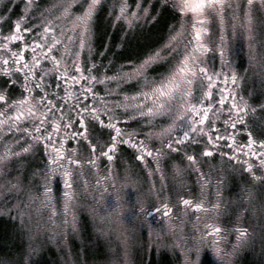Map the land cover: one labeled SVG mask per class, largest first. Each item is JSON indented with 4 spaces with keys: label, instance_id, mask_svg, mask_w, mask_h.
<instances>
[{
    "label": "rangeland",
    "instance_id": "obj_1",
    "mask_svg": "<svg viewBox=\"0 0 264 264\" xmlns=\"http://www.w3.org/2000/svg\"><path fill=\"white\" fill-rule=\"evenodd\" d=\"M22 1L0 0V14L7 17L0 26V31L4 34H8L13 25L20 20L16 10ZM63 2L64 0L34 2L29 10V19L23 17L22 26L30 22L32 27L38 28L42 33L43 29L39 27L42 23L41 14L49 17L50 6ZM119 2L120 0H103V6L95 19L91 40L92 51L89 53L85 48L80 54L82 64L90 65L95 62L102 66L101 73L109 65V61H112V64L107 74L111 76L119 70L120 65H128L129 58L135 62L146 49L162 47L182 23L188 29L186 35L192 32L190 22L173 7L174 0H139L142 9H148V15L145 17L140 10V18L135 20L131 27L128 20L116 19L120 14ZM233 2L243 6L246 0H233ZM128 3L130 11H137L136 0H128ZM25 6L26 4L23 3L21 15L23 13L28 15L25 13L27 11ZM12 11H16L14 17ZM61 11L53 8L51 18L60 15ZM256 17V41L251 52L246 40L237 39L230 43V50L226 52L224 63L221 62L218 52L208 51L201 65L208 68L209 72L219 73L221 79L228 76L229 90L238 100L242 97L243 101H247L253 107L257 106V101L264 102V12L257 10ZM56 23L64 28L66 35H72L70 21L62 20ZM208 27L210 31L205 33L204 40L207 46L212 48L210 40H215L219 33V21L209 24ZM224 27L228 31L231 30L227 21ZM122 37L127 43L124 47H117ZM188 38L191 36L188 35ZM69 48L75 50L71 44ZM190 49L191 45H189ZM184 51V44L181 43L176 51L166 52V58L148 70L149 79L159 81L167 76L182 59ZM250 55L255 59H250ZM67 59L70 63L72 57ZM232 74L237 76L235 86L230 82ZM100 78L103 79V76L101 75ZM11 79L15 83H12L8 76L0 75V91L10 97L9 103L21 98L23 92L22 76L14 75ZM46 82L50 85L48 88L50 93L55 91L59 96L61 95L59 89L55 87L57 81L54 77H48ZM206 84V80L196 81L195 97L201 96V90ZM138 87L132 83L117 89L113 82L97 84L95 91L98 97L105 98L106 104L111 108L117 101L123 99L124 94H136ZM224 87L222 82H214L213 102L219 99L220 90ZM105 89L113 94L108 95ZM34 94L38 95V93ZM71 102L73 103L69 100L68 104L70 105ZM183 109L177 97L154 116L136 119L125 116L129 124L122 122V115L117 111V119L113 122L124 133L131 134L132 141L139 146L134 148L131 143L121 146L123 142L118 140L115 151L111 153L113 156L111 161L100 155L101 147H97L93 155L85 140L72 144L69 141V133L61 128V139L64 141L66 153L75 150L77 158L82 162L80 168L73 166L72 182L75 200L67 214L64 210V193L67 189L62 177H57L48 183L51 188L49 204H42V197L39 196L44 191L43 177L48 170L50 146H46L44 142L32 141L31 137L22 135L21 131L13 129L9 132L6 125L0 126V154H3L6 148L20 153L0 165V217L4 219L2 221L5 223L4 228L9 227L10 232V237L5 238L4 241L10 242L14 238L16 241L13 242L19 246L23 241V248L15 253L16 257L13 260L19 259L21 264H34V258L41 257L45 252L46 258H49L47 264H52L53 254L58 255L59 264H264V183L253 180L252 174L246 170L247 165L243 163V158L239 163L230 160L228 157L231 154L225 155L223 146L219 145L215 150L225 157L217 155L212 159L206 158L201 162L198 161L195 166L190 165L186 159V155H193L192 150L184 151L183 155L181 152L173 151L181 153L173 154L168 150L165 145L173 139L167 137L162 141L156 133L172 125L171 117H175ZM102 114L100 117L108 120V117ZM251 119L250 127L254 128V134L258 135L260 129L264 127V114L258 111ZM222 120L223 116L216 125L221 131H223ZM28 126H30L28 122H21V129ZM247 131L248 129L238 127L236 137L241 135L242 140H247ZM112 133H115L112 129L94 127L90 131L89 138L98 145H107L111 143ZM125 138L128 139V136L125 135L123 139ZM141 141H143V149L140 146ZM28 144H33L31 150L22 152L21 149ZM222 144L224 145L225 142L223 141ZM180 146L184 149L189 148V145ZM175 147L177 146L174 145ZM158 149L164 152L159 158H157ZM199 149L203 151L205 147ZM147 151H151L153 155H147ZM179 151L182 150L179 148ZM141 156L143 159L139 158ZM93 159L94 166L87 163L88 160ZM177 168L180 169L179 174ZM109 175L113 179L105 180L104 177ZM256 175H261V172L257 171ZM97 180L100 181L99 184ZM126 181H131L133 184V189L126 190L125 198L129 204L134 203L137 194L138 199L146 201L147 206L153 207L154 215L152 217L146 215V219L139 217L133 224L121 223L113 219L107 222L101 220L99 191L109 187L113 182L117 186ZM185 191L197 203H202L205 209L211 210L214 204H219V208L208 212L202 210L201 221L188 217L183 210L175 209L174 206L169 217H165L162 210L155 211L161 206L155 193H159L162 199L168 198L169 204H175L179 198L185 196L187 193ZM106 202L109 207L114 203L110 196L106 198ZM73 216L75 231L70 227ZM192 219L194 221H191ZM206 222H214L221 228L219 237L205 236L201 241ZM237 228L247 229L250 236L245 246L234 248L237 244L235 231ZM188 254H191L190 259L186 261ZM0 264L19 263L12 262L9 258Z\"/></svg>",
    "mask_w": 264,
    "mask_h": 264
},
{
    "label": "snow or ice",
    "instance_id": "obj_2",
    "mask_svg": "<svg viewBox=\"0 0 264 264\" xmlns=\"http://www.w3.org/2000/svg\"><path fill=\"white\" fill-rule=\"evenodd\" d=\"M33 3L34 0H27L26 10H30ZM102 6L103 0H64L63 3L51 5L48 9L49 17H44V14H41L42 23L39 27L43 29L42 34L33 38L30 43L26 34L31 33L33 29L22 26L20 20L15 23L14 31L10 30L8 34L0 31V75L8 76L10 81L14 75L23 78L21 98L9 103L10 97L5 92L0 91V108L5 109L0 110V117L3 118L0 119V126L6 125L9 132L13 129L21 131L22 135L31 137L32 141L44 142L46 146L51 148L48 170L43 177L45 181L44 191L39 194L42 197L41 203L47 205L51 202V188L48 183L57 177L63 178L67 189L64 193L66 214L72 208L75 200L72 182L73 166L80 168L82 162L77 158L75 150L66 153L64 141L61 139V128L68 131L73 128L74 123H78L79 129L72 133V137H80L87 141L93 155H95L97 147H101L100 155L111 161L113 159L111 153L115 151L118 140L123 143H131L133 147L136 146L132 141V135L124 133L113 122L117 119V110L122 109V114L130 116L131 119L154 116L164 110L166 105L177 97L181 102V107L184 108L182 122L183 128L186 130L183 131L182 138H176L165 145L168 150L178 151L179 145L196 143L198 142L196 137L200 136L206 137L207 140L202 155L210 157L213 155V150L219 147L221 141H224L232 153L228 158L238 163L243 158V163L247 165L246 170L252 174L253 180L264 183V127L260 129L258 135L254 134L255 129L250 127L251 118L258 111L264 114V102L257 101V106L253 107L247 101H243L242 97L238 100L237 96L228 88L229 77L224 76L222 83L225 87L220 90L219 99L214 104L212 88L214 82L220 80V74L214 71L210 73L208 68L201 66L204 63L201 57L208 51L218 52L221 62L224 63L226 52L230 50V43L237 39L246 40L250 52L252 51L256 41V11L264 12V0H246L243 6L240 3H234L233 0H174L173 7L177 8L184 15L185 20L190 22L189 26L192 32L188 35L191 38L186 35L188 29L182 23L162 47L146 49L136 58L135 62L129 58L128 65H120L119 70L111 76L107 73L112 61H109V65L104 68L103 73L100 72L101 65L95 62L85 65L80 61L82 50L87 48L89 53L92 51L91 40L95 28V19ZM118 6L120 14L116 19L128 20L130 27L135 20L140 18V10L143 11L145 17L148 15V9H142L139 0H136L135 3L137 11H130L128 0H120ZM53 8L62 10L60 15L55 16L54 19L51 18ZM6 20L7 17L0 14V26ZM62 20L71 22V36L66 35L64 28L56 23ZM217 20L219 21V33L215 40H210L212 48H209L204 40V35L210 31L208 25ZM226 21L230 25V31L224 27ZM126 43V39L122 37L116 46L124 47ZM181 43L184 44L185 49L182 59L169 71L167 76L162 77L159 81L150 80L148 70L154 64L164 60L166 52L176 51ZM70 44L74 46L75 50L69 48ZM189 45H191L190 50ZM58 46L63 47V52L59 57L53 55V52L59 50ZM105 49L107 50V45H105ZM68 57H72L70 63ZM250 59H255V57L250 55ZM101 75L103 79L100 78ZM48 77L55 78L57 89L61 87L59 82L63 81V97L55 91L51 93L48 91L50 87L46 82ZM197 80L207 81L199 98L194 96V85ZM11 82L15 83V81ZM113 82L117 89H121L122 85L132 83L139 87L136 94H124L123 99L117 101L110 108L106 104L105 98L98 97L95 85ZM230 82L231 85H236L237 76L235 74L231 75ZM105 91L108 92V95L113 94L108 89ZM34 93H38V95ZM194 99H196V103H193ZM69 100L73 101L70 105L68 104ZM88 101L91 103H87ZM228 101L230 103H227ZM66 106L68 111L64 110ZM101 113L108 117L107 124L100 119ZM222 116L223 131L216 127V122L221 121ZM21 122H28L30 126L21 129ZM92 122H99L101 126L115 132V135L111 136V143L98 145L92 142L89 138V124ZM173 126L169 125L168 128L161 129L156 133L157 137L162 141L169 137ZM238 127L248 129L246 143H237L236 131ZM125 135L128 136V139H123ZM174 144L177 147L174 148ZM140 146L142 149L144 148L143 141L140 142ZM32 147L33 144H28L21 151L28 152ZM18 155L20 153L11 148H6L5 152L0 154V165H3L10 157ZM147 155L152 156L153 153L147 151ZM161 155H164V152L162 149H158L157 158ZM225 155L228 154L225 153ZM139 158L143 159V156ZM186 159L192 166L198 162L195 155H186ZM87 163L94 166L95 160H88ZM257 171L261 172V175H256ZM179 173L180 169L177 168V174ZM104 179L113 178L109 175ZM99 182L97 180V184ZM106 188L111 192L116 188L115 182ZM154 195L161 203V207L156 208L155 211L160 212L162 210L165 217L169 216L172 208L168 198L162 199L159 193ZM109 196L113 199L111 194H107L103 206L100 207V219L105 222L111 220L109 213L115 206L114 199L113 205L108 206L106 198ZM136 200H138L137 194L134 203L130 204L129 212L122 217L121 223L133 224L135 222ZM182 203L189 206L193 202L183 199ZM195 207L198 210L208 212L216 211L219 204L212 205L211 210L205 209L202 203L196 204ZM145 214L152 217L154 215L153 207L147 206ZM70 227L73 231L76 230L74 216ZM204 229V235L200 238L201 241L205 236L219 237L221 234V228L214 222H206ZM235 231L237 232V244L234 248L245 246L249 242L250 233L247 229L240 228L235 229ZM190 255L186 256V261L190 259Z\"/></svg>",
    "mask_w": 264,
    "mask_h": 264
},
{
    "label": "flooded vegetation",
    "instance_id": "obj_3",
    "mask_svg": "<svg viewBox=\"0 0 264 264\" xmlns=\"http://www.w3.org/2000/svg\"><path fill=\"white\" fill-rule=\"evenodd\" d=\"M27 0H23L22 2H20V4H19V8L16 10V11H18V16L20 17V21H22L23 20V17L25 18V19H29V10H27L25 13H27L28 15H26V14H22L21 15V13H20V11L22 10V6H23V3H27L26 2ZM36 1H39V0H34V2H36ZM6 4H8V3H6ZM9 4H11V3H9ZM10 8H11V6H10ZM15 11V12H16ZM15 12H13L12 11V16L14 17V14H15ZM23 12V11H22ZM15 25V24H14ZM14 25H13V27H12V31H14ZM24 27H29V28H31V29H33V31L31 32V33H29V34H26L27 35V39H28V41H29V43L31 42V40L33 39V38H35V37H39L42 33L40 32V30L38 29V28H35V27H32V24L29 22V23H25V26ZM37 27V26H36ZM58 51H56V52H53V55H57V57H59L60 56V54H61V51H62V47L61 46H58ZM207 53V52H206ZM206 53L201 57V59L202 60H204L205 61V55H206ZM26 58H29V57H27L26 56ZM205 67V66H204ZM211 73V72H210ZM215 79V78H214ZM223 81V79H221L220 78V80L219 81H215V83H219V82H222ZM60 83V85H61V87L59 88V91H60V96L61 97H63L64 96V94H63V81H60L59 82ZM49 91V90H48ZM50 92V91H49ZM50 98H53V97H51L50 96ZM196 98H199V97H196ZM197 101H196V99L193 101V103H196ZM62 103V102H61ZM214 104H215V102H213ZM70 104H72V102L70 103ZM0 110H4L3 108H0ZM65 111H68V108L66 107L65 109H64ZM118 112L120 111V113H121V115H122V122L123 123H126V122H128V124H129V121H127L128 119L125 117V115H123L122 113H123V110L121 109V110H117ZM58 115V114H57ZM102 116H104L103 114H102ZM128 117V116H127ZM73 119H75V117L73 116ZM100 119L101 120H104L105 121V124L108 122V120L107 119H103V117H100ZM183 119H184V109L182 110V111H179V113L178 114H176L175 115V117H174V122H173V124L172 125H174L173 126V128H172V131H171V133H170V135H169V137H170V139H176V138H182V135H183V131L184 130H186V129H184L183 128ZM131 123V122H130ZM218 124V122H216V125ZM94 127H98V128H101V129H108L107 127H104V126H101L100 125V123L99 122H92V123H90L89 124V129H90V131H91V129L92 128H94ZM79 129V124L78 123H74V126H73V128H71V129H69L67 132L69 133L68 134V137H69V141L73 144V143H79V142H82L83 140L80 138V137H76V138H73L72 137V133L73 132H75V131H77ZM111 132V131H110ZM90 134V133H89ZM113 135H115V133H112L111 134V136H113ZM241 136V135H240ZM240 136H237L236 137V141H237V143H239V144H243V143H246V141L247 140H242L241 138H240ZM242 136H244V133H242ZM78 138H79V140H78ZM75 139V140H74ZM125 139H127V138H125ZM196 139H197V141L198 142H196V143H187V144H183V145H189V148H187V149H184V148H182L180 145L178 146L182 151H179L178 150V152H181L182 153V155L184 154V151H189V150H192V153H193V155H195L196 157H197V161H199V162H201L202 160H204V159H206V158H208V159H212V158H214L215 156H217V155H223V154H221V153H219V152H217L215 149L213 150V155L212 156H210V157H205V156H203L202 155V151L199 149V147H201V149H202V147H205L206 146V143H207V140H206V137H200V136H197L196 137ZM78 140V141H77ZM84 142V141H83ZM222 142L223 141H221L220 142V146H223V151H225L226 153H229V154H232L231 153V151H230V149L226 146V144H222ZM133 143H135V147L134 148H136L137 146H139L136 142H134L133 141ZM230 143V142H229ZM127 145L128 143H123L121 146H125V145ZM175 145V144H174ZM133 146V145H132ZM173 152V151H172ZM178 152H173V154H176V153H178ZM181 153H178V154H181ZM224 156V155H223ZM225 157V156H224ZM247 167V166H246ZM185 192H187V191H185ZM183 199H187V200H191L193 203L191 204V205H189V206H185L183 203H182V200ZM178 202V205H176V203ZM177 202L175 203V204H169L170 205V207L172 208L173 206L175 207V209H177V208H179V209H181V210H183L184 211V214H186L188 217H191V218H196V221H201L200 220V213H201V211L202 210H198V209H196V207H195V205L196 204H198V203H200V202H196L195 201V199L187 192L186 194H185V196L182 198H179L178 200H177ZM161 205V204H160ZM161 207V206H160ZM159 207V208H160ZM174 209L172 208V211H173ZM172 213V212H171ZM171 213H170V215H171ZM169 215V216H170ZM169 216H167V217H169ZM197 218H198V220H197ZM191 221H194L193 219L191 220Z\"/></svg>",
    "mask_w": 264,
    "mask_h": 264
},
{
    "label": "clouds",
    "instance_id": "obj_4",
    "mask_svg": "<svg viewBox=\"0 0 264 264\" xmlns=\"http://www.w3.org/2000/svg\"><path fill=\"white\" fill-rule=\"evenodd\" d=\"M129 188L133 189V184L131 181H126L117 185L115 189L111 190V192L105 187L98 193V200L100 201L101 206H103L104 198L107 194L113 196L115 206L110 210L109 215L111 219L117 222H121L122 217L130 210V204L125 199V192ZM146 208V201L142 199L136 200V219L139 217H144L146 219Z\"/></svg>",
    "mask_w": 264,
    "mask_h": 264
},
{
    "label": "trees",
    "instance_id": "obj_5",
    "mask_svg": "<svg viewBox=\"0 0 264 264\" xmlns=\"http://www.w3.org/2000/svg\"><path fill=\"white\" fill-rule=\"evenodd\" d=\"M171 121L174 122V116L171 117ZM2 221H4V219L0 217V263L10 258L12 262L15 261V263L18 262L19 264H21V262H19V259H15V260L13 259L16 257L15 253L19 251V249L23 248V241H22L21 246L13 242V240L16 241L14 238L10 240V242L4 241L5 238L8 239V237H10V232H9V227L8 229L4 228L3 225L5 223H2ZM45 254L46 253L44 252L41 254V257L36 256L33 260V263L34 264H47L49 262V258L48 257L46 258L47 254L46 255ZM57 256L58 255H55V254L52 255V264H59V259L57 258Z\"/></svg>",
    "mask_w": 264,
    "mask_h": 264
},
{
    "label": "bare ground",
    "instance_id": "obj_6",
    "mask_svg": "<svg viewBox=\"0 0 264 264\" xmlns=\"http://www.w3.org/2000/svg\"><path fill=\"white\" fill-rule=\"evenodd\" d=\"M12 78V77H11ZM12 80V79H11Z\"/></svg>",
    "mask_w": 264,
    "mask_h": 264
}]
</instances>
